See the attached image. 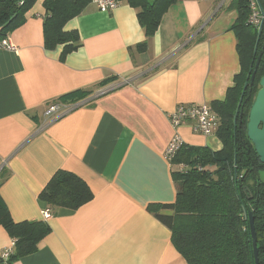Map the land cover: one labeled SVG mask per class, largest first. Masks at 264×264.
I'll use <instances>...</instances> for the list:
<instances>
[{"label":"crops","instance_id":"crops-1","mask_svg":"<svg viewBox=\"0 0 264 264\" xmlns=\"http://www.w3.org/2000/svg\"><path fill=\"white\" fill-rule=\"evenodd\" d=\"M235 7L177 0L148 36L140 5L120 0L103 12L90 1L65 24L80 43L64 54V45L45 44L46 8L36 1L9 35L16 49L0 47V196L16 222L44 220L49 208L51 229L36 252L10 264H190L148 208L177 198L175 164L164 156L175 133L169 114L181 104L213 109L242 71ZM75 91L86 94L74 102ZM53 103L75 106L47 125ZM178 131L187 146L223 147L218 131L204 135L190 123ZM61 171L93 197L74 210L43 201ZM12 241L0 225V255Z\"/></svg>","mask_w":264,"mask_h":264},{"label":"trees","instance_id":"trees-1","mask_svg":"<svg viewBox=\"0 0 264 264\" xmlns=\"http://www.w3.org/2000/svg\"><path fill=\"white\" fill-rule=\"evenodd\" d=\"M36 1L0 0V41L26 22V14ZM129 1L142 7L139 19L149 36L156 31L162 13L177 0ZM259 1L264 9V0ZM89 2L44 0V35L48 47L64 45L66 54L79 46V32L66 30L65 24L80 14ZM234 3L238 17L232 28L239 38L242 71L236 76L235 85L229 88L226 100L213 104V109L221 117L217 131L223 147L215 151L185 144L173 161L175 164L185 162L189 166L186 173L174 171L179 183L176 201L150 205L148 208L172 230L175 247L190 264H255L246 203H250L254 210L259 264H264V182L258 173L259 169L264 168V163L247 135L248 114L259 88L260 77L264 75V64L258 68L251 97L244 106L239 107L246 82L248 87L243 101L249 92L250 70L253 73L257 61L254 51L259 31L247 23L249 0H234ZM85 94L75 91L67 96L76 102ZM92 197L87 184L67 171L58 172L41 194L48 205L73 210ZM161 209H169L173 213L162 214ZM0 225L15 239L7 264L36 252L40 241L51 229L45 220L16 222L1 196Z\"/></svg>","mask_w":264,"mask_h":264},{"label":"built area","instance_id":"built-area-1","mask_svg":"<svg viewBox=\"0 0 264 264\" xmlns=\"http://www.w3.org/2000/svg\"><path fill=\"white\" fill-rule=\"evenodd\" d=\"M101 11H109L117 7L120 3L119 0H90ZM249 16L247 23L259 29L264 23V9L262 8L259 0H249ZM0 47L15 50L16 46L10 42V37H7L0 41ZM75 105L67 103H53L46 111L47 125L62 116L70 112ZM169 119L172 127L175 129V133L172 136L164 153L165 158L172 164L180 149L185 145V141L182 135L179 133V129L182 125L190 123L195 132L204 135H213L219 129L221 122L218 114L206 104H181L172 113L169 114ZM6 162L0 164V184L2 182L3 173ZM175 170L180 173H186L189 166L185 162L176 163ZM44 220L47 221L51 216V210L49 208L43 211ZM15 239L12 241V245L5 248L0 255V259L3 264L8 263V259L12 254Z\"/></svg>","mask_w":264,"mask_h":264},{"label":"water","instance_id":"water-1","mask_svg":"<svg viewBox=\"0 0 264 264\" xmlns=\"http://www.w3.org/2000/svg\"><path fill=\"white\" fill-rule=\"evenodd\" d=\"M263 25L264 23L258 29L259 31L258 41L262 34ZM256 48H257V44H256ZM262 54H263V50L260 52L257 58L255 69L252 74H251L252 70H250L249 92H248L247 98L243 101L244 92L246 88L248 87V82H246L239 107H242L247 102V100L251 97L253 86L256 80V75H257L259 64H260V60L262 58ZM238 112L236 113V117H237ZM242 115H243V110H241L240 112L241 117ZM247 135L249 139L251 140V142L253 143L256 152L258 153L260 157V161L264 163V75L260 77L259 88L256 92L253 103L249 110L248 122H247ZM248 192H250V190H248ZM246 206H247L248 214H249L251 240H252V245H253V250H254L255 264H259L258 236H257L256 229H255L254 210L252 206L250 205V203H246Z\"/></svg>","mask_w":264,"mask_h":264},{"label":"flooded vegetation","instance_id":"flooded-vegetation-1","mask_svg":"<svg viewBox=\"0 0 264 264\" xmlns=\"http://www.w3.org/2000/svg\"><path fill=\"white\" fill-rule=\"evenodd\" d=\"M258 42V43H257ZM257 42H256V44H257V48H256V45H255V51H254V54L256 55L257 54V58H258V56H259V54H260V52L263 50V54H262V58H261V60H260V64H264V25H263V30H262V34H261V36H260V38H259V41H258V39H257ZM254 55V56H255ZM257 62V61H256ZM260 64H259V66H260ZM251 73H252V71H251ZM246 104V103H245ZM244 104V105H245ZM243 105V106H244Z\"/></svg>","mask_w":264,"mask_h":264},{"label":"rangeland","instance_id":"rangeland-1","mask_svg":"<svg viewBox=\"0 0 264 264\" xmlns=\"http://www.w3.org/2000/svg\"><path fill=\"white\" fill-rule=\"evenodd\" d=\"M258 173H259L260 178L264 182V168L259 169Z\"/></svg>","mask_w":264,"mask_h":264}]
</instances>
